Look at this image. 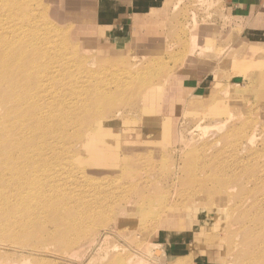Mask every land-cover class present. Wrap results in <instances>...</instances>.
Returning <instances> with one entry per match:
<instances>
[{
    "label": "rangeland",
    "instance_id": "rangeland-1",
    "mask_svg": "<svg viewBox=\"0 0 264 264\" xmlns=\"http://www.w3.org/2000/svg\"><path fill=\"white\" fill-rule=\"evenodd\" d=\"M7 1L10 0L2 1L0 8L11 9L20 15L19 18H25L27 21V25L24 26L28 36V42L24 38L26 49L33 50L35 46L39 49L44 48L43 50L54 49L49 50L51 54L55 52V55L52 54L50 58L52 59L50 71L52 76L57 79L53 86L49 85L52 86V90L61 89V92L68 93H72L74 90L79 91L80 94L67 95V98H76L78 103L84 97L91 98V104L95 108L89 109L94 113L88 112V110L82 111L87 116L84 113L81 114L82 112L74 115L72 114L73 110H68L61 103L60 107L65 108L64 112L56 111L57 114L52 115L51 119L55 120L56 118L55 122L62 120L61 115L64 113V117L66 111L67 115L72 114V116L69 115V118L74 120H72L73 126L68 128L67 134L59 135L55 140L49 139V136L45 137L47 143L51 142L52 145H55L54 147L59 153L57 154L56 151L58 159L63 155L59 161H56L57 163L53 162L54 170L57 167L58 170L62 165L61 169L56 170L60 173V177L66 178L75 175L78 181L80 180V182L74 183L75 186H67L71 189L74 187V190L77 191L75 193L82 192L83 196L79 199L74 192L73 195L69 193V196L66 193H61L64 186L61 185L59 188V183H56L57 189H60L56 193L60 191L59 193L63 194L60 196L61 199H66H63L65 203L75 207H73L72 214L75 215L74 218L77 217L74 219V224L77 223V227L61 231L55 225L48 223V216L35 215L27 219L25 217L27 212H25L23 223L18 222V227L15 228L14 235L16 232L17 234L11 237L12 239H3L0 235V244L10 247L24 246V249L29 248L33 250L32 252H40L43 257L27 256L26 252L30 251L29 249L21 252L25 255L26 260L29 259L30 264H87L89 258L90 264H118L119 262V264H158L141 251L143 245H149L155 240L160 244L162 250L165 249L164 253L168 256L161 264H168L178 256L181 258V264H251V260H248L250 258L247 257V253L250 256V247L246 248V246H250V242H246L245 239L249 241L251 239L249 234L253 231L250 229H253L255 225L258 227L264 220V216H262L264 215V202L261 197L264 195V103L262 104L264 102V85L261 86V83L264 84V14L260 20L257 13L250 18L239 19L231 16L225 0H167L158 11H151L147 16L135 19L130 27L128 40L115 45V43H108L94 35L93 28L86 26L88 22L83 20L84 15L74 9L75 1L73 0H19V4L15 7L6 6ZM262 1L264 3V0ZM81 10L87 13L84 11L85 8ZM79 19L83 22H79ZM16 20L13 22L20 21V19ZM21 23H24V20ZM194 38L198 40V46L194 45ZM191 56L196 57L192 65L188 62ZM65 61L67 62L65 63ZM64 64L69 66L68 72L66 69H59ZM42 76L43 73L37 71L35 78ZM181 84L192 90H182ZM172 85L176 86L178 91L174 95L168 96ZM119 87L122 89L121 91ZM123 88L126 91L123 92ZM105 91H113L115 97L98 98L99 93ZM234 91H237V95L232 94ZM117 94H120L119 97L123 99H120ZM129 103L133 105L130 106L132 108L130 111ZM116 109L122 110L123 113L119 111V115L115 119L112 117L117 111ZM201 113L202 115H200ZM76 116L79 117L76 118ZM254 125H259V127L255 129L252 137L254 145L252 144V148H250L244 143L246 134L240 137L241 132L237 129L246 131ZM86 128L87 130H85ZM73 131L75 132L73 135L79 131V134L83 135L82 138L77 133L78 137L74 136V139L71 138L73 139L71 140L69 136ZM234 136H237L238 141L241 139L240 142L246 146L241 147L238 151L230 147ZM77 140L79 143H76ZM62 141L63 143L60 145ZM72 143H74L73 146ZM68 145L69 147H67ZM249 148L253 151L251 152ZM249 154L252 157L255 154L256 159L254 157L251 159ZM48 159L47 161L51 160ZM232 159L247 160L246 165L244 164L246 173L236 170L239 173L235 175ZM227 163L230 165L228 164V166ZM74 165H77L78 169ZM48 169L50 168L46 167L42 170V177L45 179L46 175L50 173ZM69 169L71 170L69 171ZM222 170L224 171L222 177L225 180H230L229 183L224 182L223 186L224 190L229 191L228 196L223 195L224 191L215 192L216 185L214 186L213 183L199 193L197 186L190 181V176L193 173L198 176H207L206 174L214 176ZM81 173L83 176L85 174V179L80 175ZM180 176L181 179L183 178L182 180ZM233 176H237L236 184L232 180ZM174 178L175 184L173 183ZM241 182L244 186H241ZM69 184H73V182H69ZM245 186L249 188L246 187L244 190ZM260 186L262 187L260 188ZM190 187L194 192H191ZM255 187L259 188L262 193L257 192L259 189L255 191ZM103 188L104 190H102ZM251 189L255 192L253 193ZM86 190H90L89 193ZM243 191L247 192L243 193ZM107 192L108 196H106ZM178 193L183 194L178 197ZM191 193L192 195H190ZM255 193L257 196L254 195ZM147 196L150 197L148 202L152 205L146 202V207L141 208L138 204ZM239 196L240 198H238ZM88 197H90L89 201ZM183 199H185L184 202ZM243 200H247L246 202L249 200V203L245 204L246 207L240 206L241 203L244 205ZM250 200L252 202L256 200L259 206L254 204V207H257L255 209L252 207L253 204H250L252 203ZM109 201L111 202L109 203ZM86 202H88L87 205ZM127 202H129V206H127ZM26 203H24L25 206ZM209 203L210 205H207ZM103 204L104 207H102ZM237 204L240 205L236 208ZM111 206L113 208L110 209ZM239 207L240 209H238ZM236 210H240V213ZM252 210H256L255 213ZM58 211H60L59 208ZM249 214L252 216L250 217ZM243 216L244 218H242ZM252 217L255 219L253 220ZM253 221H255L254 225ZM249 222L250 226H247ZM233 223L234 225H232ZM235 223L238 227L235 226ZM244 223L248 227L247 230L244 228ZM38 224H42L41 226L44 227L41 228ZM63 225L64 223H62V228H65ZM38 226L41 231L37 229ZM231 227L233 228L231 229ZM152 229L153 232L150 231ZM104 230L112 235L106 237L104 241L97 240L96 245L90 249L84 248V245L93 240L94 236L98 239L100 232ZM233 230L238 234L233 233ZM26 231L29 237L26 236L27 233L25 235ZM229 231L235 234H232L231 242L227 236ZM19 232L20 236L25 235V238L21 236L22 243L18 242V239L22 240L21 237L18 238ZM143 235L145 236L143 237ZM90 236L91 239H89ZM70 237L72 238L70 239ZM247 237L250 239L248 240ZM15 238L17 239L15 240ZM8 240H11V243ZM53 240L55 241L53 242ZM58 240L59 242H57ZM220 240H226L227 243ZM234 240L238 243L235 244L236 249H234ZM239 242L241 243L239 244ZM136 243L140 244L136 245ZM100 246L105 247L104 252ZM46 247L50 249L45 251ZM243 250L245 252L248 250V252L244 253ZM56 253L58 254L56 255ZM64 253L66 256L62 257ZM241 254H243V258ZM17 256H15L16 261L20 258ZM238 256L242 261L237 259ZM5 257L0 251V258L4 260L7 258ZM51 257L54 259H50ZM122 258L123 260H121Z\"/></svg>",
    "mask_w": 264,
    "mask_h": 264
},
{
    "label": "bare ground",
    "instance_id": "bare-ground-1",
    "mask_svg": "<svg viewBox=\"0 0 264 264\" xmlns=\"http://www.w3.org/2000/svg\"><path fill=\"white\" fill-rule=\"evenodd\" d=\"M2 1L4 0H0V4L2 5ZM8 2V1H7ZM19 4V0H10L8 2V4H6V6H17ZM263 6V5H262ZM86 11V9L84 10ZM89 12L87 13H82V15H84V18L83 20L85 22H87V16L88 18H90V14H88ZM86 14V15H85ZM88 14V15H87ZM20 15H17L15 13V11L11 10V9H7V8H0V235H1V238L3 239H10L11 237H14L16 234L14 235V231L16 230L15 228L18 227V222H22V220H24V215H25V212H27L26 214V218L27 219H30L31 217H34L35 215H38L40 217V215H45V216H48V223L53 224L55 225L56 227H58L59 229L58 230H61V231H64V230H71L74 228V226L77 227V223L74 224V216H73V205H68L69 203H65V201H63V199H61V193H66L68 194L69 196V193L70 195L74 192V194H76V196L78 197L77 199L81 198V196H83L80 192V193H75L77 191L74 190V187H68L67 186H72L74 185V183H77V182H80V180L78 181L77 177L75 175H72L70 177H60V173L56 172L57 168H55L56 170H54V167H52V165L54 166L53 162L54 163H57L56 161H59L60 158H62V156H60V158L58 159V155H56V148L54 147L55 145H52V143H47L45 141V137L49 136V139L51 140H55L59 137V135H63L64 133L67 132L68 128L73 126L72 125V120L73 119H70L69 118V115L72 116V114L76 115L77 113L79 114V112H82V111H87L88 112L90 111L89 109H94L95 106L91 104V98H86L84 97L82 99V101L80 103H78L76 101V98L74 99H68L67 98V95H70V96H75L77 94H80L79 91H76L74 90V92L72 93H68V92H61V89L57 90V91H53L52 90V86L55 84L54 82L57 80L56 77L52 76V72L50 71L51 70V61L52 59L51 56L52 54L55 55V52L54 53H50L49 50H54V49H50L48 48V50H43L42 48L39 49L37 46H35V48L33 50H28L26 49L25 47V42H24V38L26 39V41L28 42V36H27V33H26V29L24 28L25 25H27V21L24 19H21L19 18ZM23 16V15H22ZM16 19H20V21L18 22H13V21H17ZM22 20H24V23H21ZM79 22H83L81 19H79ZM195 33L197 34V32L195 31ZM193 43L195 46H198V40L194 38L193 40ZM196 57L194 56H191L189 59H188V62L191 63V65L193 64V61H195ZM67 61H65L66 63ZM73 66V65H72ZM71 66V68H72ZM60 70H65L68 72L69 69V66L67 64H64L63 66H61L59 68ZM37 71H40L43 73V76L40 77V78H35V75H36V72ZM262 72V71H261ZM72 73V72H71ZM70 74V72H69ZM260 75V74H259ZM73 76V75H72ZM263 76V75H262ZM72 79V77H70ZM263 78V77H262ZM75 79V78H74ZM74 81V80H73ZM75 82H77V80L75 79ZM64 83V81H63ZM62 83V84H63ZM52 85V86H49V85ZM124 84V83H123ZM122 84V85H123ZM126 85V84H124ZM128 85V84H127ZM126 85V86H127ZM264 85L261 83V86ZM118 86V85H117ZM125 86V87H126ZM173 86V85H172ZM245 87V86H244ZM249 87V85H248ZM264 87V86H263ZM118 88V87H117ZM120 88V87H119ZM128 88V87H127ZM261 89V88H260ZM119 90V89H118ZM122 89L120 88V91ZM117 93L118 91L115 90ZM126 91L124 90L123 88V92ZM178 91V88L176 86H173L170 88V90L168 91V96L169 95H174V93ZM173 92V93H172ZM223 92V91H222ZM255 92V91H254ZM257 92V91H256ZM219 93V92H217ZM123 94V93H122ZM232 94H235L237 95V91L233 92ZM255 94V93H254ZM258 94V93H257ZM256 94V95H257ZM99 97L98 98H105V97H108V96H114L115 94L113 93V91H105V92H101L99 93ZM118 97L120 96V94H117ZM213 95V94H212ZM122 96V95H121ZM124 96V95H123ZM45 97V98H44ZM115 97V96H114ZM120 98V97H119ZM122 98V97H121ZM120 98V99H121ZM127 98V97H126ZM123 99V98H122ZM68 100H69V103H68ZM214 100V99H213ZM62 101V102H61ZM73 101V102H72ZM203 101V100H202ZM212 101V98L210 100V102ZM264 101V100H263ZM209 102V104H210ZM62 103L63 106H65L66 108H68V110H73V113H69V115H67L68 113H66L65 111V116L63 117L62 116V120H57V122H55L54 119H51L52 118V115H56V111H60L61 110L64 112V109H63V106L60 107V104ZM264 102H262L263 104ZM131 103H129V107L130 106H133V105H130ZM208 104V103H206ZM261 104V103H260ZM259 104V105H260ZM116 105V104H115ZM114 105V106H115ZM136 106V105H134ZM73 107V108H72ZM123 107V106H122ZM238 107V106H236ZM111 108V107H110ZM123 109V108H122ZM132 108L129 109V111L131 110ZM117 110V109H116ZM125 110V109H124ZM119 111L120 110H117L115 113H114V116L112 118H117L118 115H119ZM242 111V110H241ZM69 112V111H68ZM84 112H82L81 114H83ZM86 112V113H88ZM91 113H94V111H90ZM122 112V110L120 111ZM90 113V114H91ZM123 113V112H122ZM134 113V112H133ZM204 114V112H202ZM202 113L200 115H202ZM88 114V115H90ZM98 114V113H97ZM84 115L87 116V114L84 113ZM83 115V116H84ZM240 115V113H239ZM58 116V115H57ZM81 116V115H80ZM81 116V117H83ZM94 116V114H93ZM96 116V115H95ZM98 116V115H97ZM101 116V115H100ZM244 116V115H242ZM241 116V117H242ZM74 117V116H73ZM79 117V116H78ZM76 116V118H78ZM202 117V116H200ZM239 117V116H238ZM95 118V117H94ZM82 119V118H80ZM246 119V118H245ZM54 120V121H53ZM249 120V119H248ZM256 120V119H255ZM262 120V119H261ZM74 121V120H73ZM76 121V120H75ZM79 121V120H78ZM233 121L236 123L235 119L233 118ZM82 122V121H81ZM264 122V120H263ZM78 123V122H76ZM239 123V122H238ZM98 124V123H97ZM244 124V123H243ZM262 124V123H261ZM58 125V126H57ZM264 125V124H263ZM57 126V127H56ZM82 126V125H81ZM262 126V125H261ZM77 127V126H76ZM79 127V126H78ZM92 127V126H91ZM259 127V125H254V126H250L248 128V130L246 129L243 130V129H240L238 128L237 131L241 132V136H243L244 134H246L244 137L246 138V141H244V143L246 145H249L250 148H252V144L254 145V143L252 142V137L254 135V132H255V129ZM263 127V126H262ZM95 128V127H94ZM72 129V128H71ZM96 129V128H95ZM76 130H79V129H76ZM87 130V128L85 129ZM81 131V130H79ZM79 131L76 132V134L78 133L79 134ZM94 132V131H92ZM68 133H71V132H68ZM73 133H75L74 131L72 132L71 135H73ZM83 133H84V129H83ZM67 134V133H66ZM76 134H74L73 136H69L70 139L73 138L74 136L75 137H78ZM80 135V134H79ZM65 136V135H64ZM81 138H82V134L80 135ZM79 136V138H80ZM235 137V136H234ZM66 138V136H65ZM78 138V139H79ZM26 139V140H25ZM74 139V138H73ZM71 139V140H73ZM60 140V139H59ZM66 140V139H65ZM69 140V139H68ZM57 141V140H56ZM76 141V139H75ZM78 141V140H77ZM241 139L238 141L237 140V136L232 139L231 141V145L230 147H232L233 149H235L236 151H238L241 147H245L246 145L245 144H242V142H240ZM49 142V141H48ZM60 142V141H59ZM69 142V141H67ZM65 142V143H67ZM81 142V140H80ZM56 143V142H55ZM63 141L61 142L60 145H62ZM76 143H79L76 142ZM75 143V144H76ZM54 144V143H53ZM58 144V145H59ZM70 144V142H69ZM74 143H72V146H73ZM57 145V146H58ZM59 145V146H60ZM66 146V145H64ZM63 146V147H64ZM62 147V146H60ZM69 147V145L67 146ZM65 148V147H64ZM70 148H73V147H70ZM249 150L252 152L253 150L250 149ZM58 149V148H57ZM64 151V149H62ZM73 150V149H72ZM60 150V152H63ZM66 151H68V149H66ZM65 151V152H66ZM70 152V151H68ZM57 154L58 151H57ZM72 154V153H71ZM74 154V153H73ZM256 154V153H255ZM255 154H253V157L256 159V156ZM30 155V156H28ZM57 156V158H56ZM64 156H65V153H64ZM67 156V154H66ZM69 156V155H68ZM258 156V154H257ZM48 157H51L49 159H51L50 161H47ZM71 157V156H70ZM249 157L251 159H253L252 155L249 154ZM48 159V160H49ZM64 159V158H63ZM233 160V162H232ZM230 160L232 162V165H233V169L235 170H239V172H245L246 169H244V166L246 165L245 163H247V160H241V159H232ZM65 161V159H64ZM62 161V162H64ZM67 161V160H66ZM69 161V160H68ZM67 161V162H68ZM228 161V160H227ZM66 162V164H67ZM262 162V161H261ZM65 163V162H64ZM65 164V165H66ZM69 164V163H68ZM67 164V165H68ZM74 164V163H73ZM229 163H227L228 165ZM245 164V165H244ZM58 165V164H57ZM61 165V164H60ZM66 165V167H67ZM226 165V164H224ZM226 165V166H227ZM230 165V164H229ZM228 165V166H229ZM231 165V166H232ZM62 166V165H61ZM60 166V167H61ZM70 166V164H69ZM74 166H77V165H74ZM174 166V165H172ZM176 166V165H175ZM26 167H28L26 169ZM50 168L48 170H50V173L48 175H46V179L43 176V173H42V170L44 168ZM59 167V169H61ZM65 167V168H66ZM178 167V166H177ZM198 167V166H197ZM259 167V166H258ZM52 168V169H51ZM182 168V167H181ZM179 168V169H181ZM202 168V167H200ZM230 168V167H229ZM58 169V170H59ZM67 169V168H66ZM73 170V168H71ZM69 169V171L71 170ZM74 169H76L74 167ZM77 169H78V166H77ZM197 169V168H196ZM218 169V168H217ZM216 169V170H217ZM225 169V168H224ZM262 169V168H261ZM57 170V171H58ZM64 170V169H63ZM80 170V169H79ZM178 170V169H177ZM190 170V169H189ZM195 170V168H194ZM232 170V169H230ZM260 170V169H259ZM75 171V170H74ZM77 171V170H76ZM82 171V170H81ZM197 171V170H196ZM199 171V170H198ZM203 171V170H202ZM229 171V169H228ZM262 171V170H261ZM44 172V171H43ZM46 172V171H45ZM72 172V171H71ZM69 172V173H71ZM78 172V171H77ZM83 172V171H82ZM173 172V170H172ZM175 172V171H174ZM178 172V171H177ZM194 172V171H193ZM211 172V171H210ZM233 172V170L231 171ZM238 172V173H239ZM248 174L250 173L249 171H247ZM252 172V171H251ZM256 172V171H255ZM254 172V173H255ZM64 173V172H63ZM76 173V172H75ZM74 173V174H75ZM84 173V172H83ZM179 173L180 170H179ZM200 173V171L198 172ZM213 173V172H212ZM222 173H224V171H219L216 175H208L206 174L207 176H198V175H194V173L190 176L191 179L190 181L193 182V184H195V186H197L198 190H199V193L201 190H203L205 187H207L209 184L213 183L214 186L216 185V188H215V192L219 193L221 191H224V196H228L229 194H227L229 191H226L224 190L223 186L225 185L224 182H228L230 181L229 179L225 180L223 177H222ZM227 173V172H226ZM225 173V175H226ZM236 172L235 175L238 174ZM246 173V172H245ZM253 173V172H252ZM257 173V172H256ZM255 173V175H257ZM260 173V172H259ZM258 173V174H259ZM66 174V173H65ZM73 174V173H71ZM176 174V173H175ZM174 174V175H175ZM45 175V174H44ZM82 175V173L80 174ZM251 175V173L249 174ZM248 175V176H249ZM254 175V174H253ZM254 175V176H255ZM261 175V173L259 174V176ZM264 175V174H263ZM262 175V176H263ZM85 176V174H84ZM82 175V177L85 179ZM184 176V175H183ZM244 176V175H243ZM241 176V177H243ZM64 177V178H63ZM79 177V176H78ZM81 177V178H82ZM87 177V176H86ZM226 177V176H225ZM228 177V176H227ZM234 177V176H233ZM237 177V176H236ZM234 177L232 180L233 182L236 184L237 183V178ZM239 177V176H238ZM253 177V176H251ZM80 178V177H79ZM88 178H91V177H88ZM229 178L230 175H229ZM245 178V177H243ZM247 178V177H246ZM260 178V177H259ZM132 179V178H131ZM180 179H181V176H180ZM183 179V178H182ZM181 179V180H182ZM242 179V178H241ZM253 179V178H252ZM250 179V180H252ZM258 179V178H257ZM117 180V179H115ZM243 180V179H242ZM241 180V181H242ZM112 181V180H111ZM246 181V180H245ZM254 181V180H253ZM261 181V179H260ZM263 181V179H262ZM73 182V184H69ZM114 182V181H112ZM118 182V181H117ZM175 182V178H174V181L173 183ZM177 182V181H176ZM240 182V181H239ZM244 182V180H243ZM257 182V181H256ZM56 183H59V188L61 185H63V192L61 191V193H56L57 190H60V189H57L58 186ZM83 184V182H81ZM88 183V181H87ZM86 183V184H87ZM116 183V182H115ZM114 183V184H115ZM229 183V182H228ZM232 183V182H230ZM245 183V182H244ZM251 183V182H249ZM258 183V182H257ZM260 183V182H259ZM262 183V182H261ZM37 184V186H36ZM79 184V183H78ZM81 184V185H82ZM84 184V185H86ZM97 184V183H96ZM104 184V183H103ZM175 184V183H174ZM184 184H187V183H184ZM211 184V185H213ZM233 184V183H232ZM246 184H248V182H246ZM245 184V185H246ZM252 184V183H251ZM255 184V183H254ZM93 185V184H92ZM99 185V184H97ZM124 185V184H122ZM129 185V183H128ZM240 185V184H239ZM256 185V184H255ZM259 185V184H258ZM75 186V185H74ZM77 186V185H76ZM80 186V185H79ZM78 186V187H79ZM133 186V185H132ZM176 186V185H175ZM213 186V187H214ZM235 186V185H233ZM237 186V185H236ZM241 186H244L242 185V182H241ZM248 186V185H247ZM244 188V190H246V187ZM253 186V185H252ZM263 186V185H262ZM260 186V188L262 187ZM36 187V189H35ZM84 187V186H83ZM87 186H85L86 188ZM95 187V186H94ZM104 187V185H103ZM125 187V185H124ZM130 187V186H128ZM192 187V186H191ZM190 187V188H191ZM228 187V185H227ZM230 187V186H229ZM250 187V185H249ZM247 187V188H249ZM258 187V186H257ZM62 188V187H61ZM77 188V187H76ZM113 188V187H112ZM189 188V187H188ZM256 188V187H255ZM88 189V187H87ZM90 189V188H89ZM98 190V188H96ZM106 189V188H105ZM117 189V188H115ZM119 189V188H118ZM117 189V190H118ZM130 189V188H129ZM128 189V190H129ZM186 191H187V188L185 187ZM192 189V190H191ZM191 192L193 191V188H191ZM257 189L259 188H256L255 191H257ZM104 190V188L102 189ZM110 190V188H109ZM121 190V188H120ZM119 190V191H120ZM126 190V188H125ZM124 190V191H125ZM127 190V191H128ZM182 191H184L183 189H181ZM234 190V189H233ZM84 191V190H83ZM90 191V190H88ZM86 190V192H88ZM93 192V190H91ZM96 191V190H95ZM114 191V190H113ZM126 191V192H127ZM185 191V192H186ZM231 191V190H230ZM251 191H253V189H251ZM253 191V193L255 192ZM91 192V193H92ZM97 192V191H96ZM103 192V191H102ZM106 192V191H105ZM111 192V191H109ZM115 192V191H114ZM117 192V191H116ZM131 192V191H129ZM128 192V194H129ZM178 192V190H177ZM190 192V191H189ZM188 192V194H189ZM194 192V191H193ZM234 192V191H233ZM247 192V191H245ZM243 191V193H245ZM257 192H261L260 189L257 191ZM256 192V193H257ZM84 193V192H83ZM89 193V192H88ZM104 193V192H103ZM125 193V192H124ZM232 193V191H231ZM236 193V192H235ZM256 193L254 195H256ZM260 193V194H261ZM263 193H264V188H263ZM97 194V193H96ZM102 194V193H101ZM107 194H109L108 192L106 193V196H108ZM112 194V193H111ZM122 194V193H121ZM127 194V193H125ZM179 194V193H178ZM180 194H183V193H180ZM180 194L178 195V197L180 196ZM187 194V193H185ZM198 194V193H197ZM202 194V192H201ZM258 194V193H257ZM259 194V196H260ZM73 195V194H72ZM93 195V193H92ZM95 195V193H94ZM118 195V194H117ZM123 195V194H122ZM192 195V193L190 194ZM195 195V194H194ZM204 195V194H203ZM238 193L236 194V197H237ZM65 196V194H64ZM85 196V195H84ZM97 196V195H95ZM94 196V197H95ZM105 196V197H106ZM116 196V195H115ZM121 196V195H120ZM186 196V195H184ZM215 196V195H214ZM235 196V195H234ZM241 196V195H240ZM240 196L238 198H240ZM245 196V195H244ZM243 196V197H244ZM250 196V195H249ZM257 196V195H256ZM75 197V196H73ZM86 197V196H85ZM84 197V198H85ZM100 197V196H99ZM103 197V196H101ZM104 197V198H105ZM111 197V195H110ZM109 197V198H110ZM122 197H125V196H122ZM208 197V196H207ZM253 194H252V198H253ZM263 199H262V202H264V195L261 196ZM89 198L88 197V201H89ZM98 198V196H97ZM108 198V197H107ZM221 198V197H220ZM230 198V197H229ZM233 198V197H232ZM242 198V197H241ZM68 199V198H67ZM100 199V198H99ZM102 199V198H101ZM112 199V198H110ZM114 199V198H113ZM117 199V198H116ZM119 199V198H118ZM150 199V197L147 196V198L145 200H142V202L140 204H138L141 208L143 207H146V202L147 204H150L152 205L151 203L148 202V200ZM212 199V198H211ZM66 200V199H64ZM70 200V199H68ZM75 200V199H74ZM92 200V199H91ZM103 200V199H102ZM106 200V198H105ZM108 200V199H107ZM121 200V199H120ZM126 200V198H125ZM185 199H183V202H184ZM210 200V199H209ZM224 200V199H223ZM252 200V199H251ZM250 200V201H251ZM261 200V198H260ZM86 201V200H85ZM100 201V200H99ZM112 201V200H111ZM109 201V203L111 202ZM115 201V200H114ZM150 201V200H149ZM208 201V200H207ZM220 201V200H219ZM227 201V200H226ZM240 201V200H238ZM247 200H243V203L244 205H241L240 204H237L235 207L237 208L238 205L240 206H243V207H246L245 204L249 203V200L248 202H246ZM259 201V199H258ZM25 202L26 203V206H25ZM63 202V203H62ZM77 202V201H76ZM93 202V201H92ZM91 202V203H92ZM95 202V200H94ZM98 202V201H97ZM103 202V201H101ZM100 202V203H101ZM107 202V201H106ZM159 202V201H158ZM252 202V201H251ZM62 203V204H61ZM74 203V202H73ZM79 203V202H78ZM82 203H83V199H82ZM88 202H86L85 204L87 205ZM113 203V202H112ZM202 203V202H201ZM239 203V202H238ZM81 204V203H80ZM105 204V202H104ZM104 204L102 207H104ZM114 204V203H113ZM116 204V203H115ZM118 204V203H117ZM127 206H129V202L126 203ZM212 204V203H211ZM223 204V203H222ZM228 204V202H227ZM233 204V203H232ZM252 205V207H254L255 205L259 206L258 203L256 202V200H254L252 203H250ZM255 204V205H254ZM259 204L261 205V203L259 202ZM95 205V203H94ZM109 205V204H108ZM156 205V204H154ZM153 205V206H154ZM160 205V204H159ZM207 205H210L207 204ZM249 205V206H251ZM81 206V205H80ZM96 206V205H95ZM248 206V205H247ZM90 207H93V206H90ZM97 207V206H96ZM107 207V206H106ZM189 207V206H188ZM212 207V206H211ZM242 207V208H243ZM262 207V206H261ZM60 209V211L57 212V209ZM75 208V207H74ZM80 208V207H79ZM113 208V206L110 207V209ZM235 208V209H236ZM249 208V207H248ZM255 208V207H254ZM257 208V207H256ZM255 208V209H256ZM83 209V208H82ZM87 209V208H86ZM103 210L106 209V208H102ZM159 209V207H158ZM240 209V207L238 208ZM246 209V208H245ZM244 209V210H245ZM251 209V208H250ZM108 210V208H107ZM143 210V209H141ZM161 211V209H159ZM163 210V209H162ZM242 210V209H241ZM263 210V209H262ZM106 211V210H105ZM158 211V212H160ZM164 211V210H163ZM236 211H240V210H236ZM254 211V210H252ZM256 211V210H255ZM254 211V213H255ZM260 211V210H259ZM47 212H48V215H47ZM91 212V211H90ZM95 212V211H94ZM101 212V211H100ZM157 212V213H158ZM96 213V212H95ZM94 213V214H95ZM110 213V212H109ZM162 213V212H161ZM240 213V212H239ZM248 213V212H246ZM83 214V213H82ZM105 214V212H104ZM233 214V213H232ZM243 214V212H242ZM96 215V214H95ZM233 216V215H232ZM249 216L251 217L252 215L249 214ZM261 216V215H260ZM264 216V215H262ZM241 218V215L239 216ZM256 218V216H254ZM37 218V216H36ZM82 218V217H81ZM231 219H233L231 216H230ZM244 218V216L242 217ZM247 218V217H246ZM254 218V219H255ZM33 219V218H32ZM31 219V220H32ZM35 219V218H34ZM44 219V218H43ZM80 219V218H79ZM92 219V218H91ZM253 219V217H252ZM253 219V220H254ZM30 220V221H31ZM42 220V219H41ZM230 220V219H229ZM242 220V219H241ZM251 220V219H250ZM249 220V221H250ZM28 221V220H27ZM26 221V222H27ZM44 221V220H42ZM46 221V220H45ZM234 221V219H233ZM236 221V220H235ZM238 221V219H237ZM246 221V220H245ZM257 221V220H256ZM32 222V221H31ZM35 222V221H34ZM41 222V221H40ZM87 222V220H86ZM85 222V223H86ZM166 222V221H165ZM248 222V221H247ZM264 220L262 221V223H260V225H258V227H256L257 225L254 226V228L250 229V230H253L251 231V233L249 234V236H251V239L248 238L249 241H247L245 238V241L246 242H250V246H246L247 247H250V251H249V255L248 256V253H247V257L250 258L248 259L249 261L251 260V264H264V224H263ZM38 223V222H37ZM45 223V222H44ZM62 223H64L63 226H65V228H62ZM81 223V222H80ZM229 223V222H228ZM255 223V221L252 222V224ZM28 224V222L26 223ZM31 224V223H30ZM35 224V223H34ZM240 225V222L238 223ZM251 224V226H252ZM258 224V223H256ZM21 225V224H19ZM39 225V224H38ZM42 225V224H41ZM39 225L41 228L44 227V226H41ZM81 225V224H80ZM83 225V224H82ZM88 225V224H87ZM144 225V224H142ZM229 225V224H228ZM234 225V223L232 224ZM231 225V226H232ZM245 225V223H244ZM250 226V222L249 224H247V226ZM254 225V224H253ZM22 226V225H21ZM27 226V225H26ZM30 226V225H29ZM39 226L37 227L38 230L41 231V229L39 228ZM235 226L236 223H235ZM81 227V226H80ZM229 227V226H228ZM238 227V226H237ZM241 227V226H240ZM30 228V227H29ZM27 228V230L29 229ZM79 228V227H78ZM87 228V227H86ZM233 227H231L232 229ZM243 228V227H241ZM246 228L245 230H247L248 227H245ZM243 228V229H244ZM250 228V227H249ZM105 229V228H104ZM240 229V228H239ZM36 230V229H35ZM37 230V232H39ZM44 230V229H42ZM46 230V229H45ZM67 230V231H68ZM141 230V229H140ZM228 230H230L228 228ZM237 230V229H236ZM241 230V229H240ZM244 230V232H245ZM29 231V230H28ZM99 231V230H98ZM138 231V229H137ZM153 232V229L150 230ZM239 231V230H238ZM242 231V230H241ZM24 232V231H23ZM51 232H53V230H51ZM83 232V231H82ZM212 232V231H211ZM230 232V231H229ZM243 232V233H244ZM253 232V233H252ZM27 231L25 232V235H26ZM36 233V232H35ZM147 233V232H146ZM213 233V232H212ZM233 233L236 234V231L234 232L233 230ZM233 233H227L228 235V240H230V238H233ZM21 234L20 232L18 233V235ZM23 234V233H22ZM99 234V233H98ZM141 234V233H139ZM144 234V233H143ZM206 234V232H205ZM209 234V233H208ZM225 234V233H224ZM233 234V235H232ZM238 234V233H237ZM236 234V235H237ZM241 234V232H240ZM25 235H21V236H24L25 238ZM94 235V234H93ZM110 235H112L110 232L104 230V231H101L99 236H98V239H96L94 236V239L87 242L84 246V248H87V249H90L92 248L93 246L96 245V243L100 240H103L107 237H109ZM212 235V234H211ZM229 235H232L229 237ZM248 235V234H247ZM246 235V236H247ZM19 235L18 238L21 237ZM28 233H27V235ZM38 236V235H37ZM72 236V235H71ZM142 236V234H141ZM145 235H143L144 237ZM149 236V235H148ZM205 236V235H204ZM209 236V235H208ZM219 236V235H218ZM226 236V234L224 235V237ZM243 236V234H242ZM245 236V235H244ZM81 237V235H80ZM139 237V236H138ZM142 237V238H143ZM210 237V236H209ZM222 237V236H221ZM37 238V237H36ZM72 237H70L71 239ZM74 238V237H73ZM146 238V237H145ZM223 238V237H222ZM220 238V239H222ZM235 238V237H234ZM12 239V238H11ZM17 238H15L16 240ZM22 239V237H21ZM28 239V238H27ZM25 239V240H27ZM38 239V238H37ZM36 239V241H37ZM67 239V238H66ZM89 239H91V236L89 237ZM147 239V238H146ZM145 239V241H146ZM226 239V237H225ZM237 239V238H236ZM242 239V238H240ZM24 240V242H25ZM98 240V241H97ZM127 240V239H126ZM140 240V239H139ZM211 240V239H210ZM227 240V241H228ZM4 241V240H3ZM9 242L11 240H8ZM13 241H14V238H13ZM19 239H18V242L22 243ZM55 240H53L54 242ZM72 241V240H71ZM70 241V242H71ZM108 241V240H107ZM142 241V240H141ZM215 241V240H214ZM219 241V240H218ZM221 242H226V240H220ZM233 241V240H232ZM239 241V240H238ZM241 241V240H240ZM1 242V241H0ZM23 242V243H24ZM39 242V241H38ZM52 242V244H53ZM59 242V240L57 241ZM102 242V241H101ZM129 242V241H128ZM208 242V241H207ZM231 242V240L229 241ZM228 242V244H229ZM235 242V240H234ZM243 242V241H242ZM245 242V244H247ZM11 243V242H10ZM9 243V244H10ZM14 243H16V241H14ZM28 243V242H27ZM74 243V242H73ZM100 243V242H99ZM98 243V244H99ZM227 243V242H226ZM225 243V244H226ZM241 242H239L240 244ZM70 244V243H68ZM72 244V243H71ZM137 244H140V243H136ZM235 244H238V243H234V249L235 248ZM243 244V243H242ZM33 245V244H31ZM13 246V245H12ZM36 246V244H35ZM41 246V245H39ZM106 246V244H105ZM233 246V245H231ZM229 246V247H231ZM238 246V245H237ZM241 246V245H240ZM24 247V246H23ZM23 247H20V246H14V247H10L8 245H4V244H0V251L3 252V255L6 256L4 260H2V258H0V264H27L29 262V259H25L24 258V254H22L21 252H24V250H27V249H24ZM55 247V245H54ZM53 247V248H54ZM61 247V246H60ZM102 248V246H100ZM107 247V246H106ZM227 247V248H229ZM14 248V249H13ZM37 248V247H36ZM45 248V247H44ZM49 248V247H48ZM104 248L103 247L102 251L104 252ZM108 248V247H107ZM132 248V247H131ZM172 248V247H171ZM174 248V247H173ZM241 248H243V246H241ZM240 248V249H241ZM39 249V248H38ZM50 249V248H49ZM47 249H44L45 251L49 250ZM55 249V248H54ZM53 249V250H54ZM138 249V248H137ZM220 249V248H219ZM15 250V251H14ZM30 250V249H29ZM56 250V249H55ZM54 250V251H55ZM58 250V249H57ZM96 250V249H95ZM94 250V251H95ZM100 251V249H97ZM106 250V249H105ZM128 250V249H127ZM165 250V249H164ZM164 250H162L161 246L159 243H157V241H153L152 243H150L149 245H143L142 248H141V251L143 254L145 255H148L151 257V259L154 260V263L157 262L160 264L167 259V255L164 253ZM217 250V249H216ZM226 250V249H225ZM233 250V249H232ZM230 250V251H232ZM33 250H30L28 251L27 250V256H30V255H33V256H42V254L39 253H35V252H32ZM59 251V250H58ZM57 251V252H58ZM100 251V252H102ZM108 251V250H106ZM122 251V250H121ZM138 251V250H137ZM240 251V250H239ZM242 251V250H241ZM244 251V250H243ZM66 252V251H65ZM96 252V251H95ZM246 252H248V250H246ZM244 251V253H246ZM25 253V254H26ZM132 253V252H131ZM140 253V252H139ZM232 253V252H231ZM239 253V252H238ZM237 253V254H238ZM241 253V252H240ZM44 254V253H43ZM53 254V253H52ZM55 254V253H54ZM58 253H56L57 255ZM59 254H60V251H59ZM66 253L63 254L62 257H65ZM102 254V253H101ZM128 254V253H127ZM225 254V253H224ZM20 256L19 260L16 261V258L15 256ZM47 255V254H46ZM49 255V254H48ZM65 255V256H64ZM68 255V254H67ZM87 255V254H86ZM104 255V254H103ZM239 255V254H238ZM242 255V258H243V254ZM240 255V256H241ZM246 255V254H244ZM17 256V257H18ZM50 256V255H49ZM52 256V255H51ZM43 257V256H42ZM48 257V256H47ZM58 257V256H57ZM69 257V256H68ZM66 257V258H68ZM126 257V256H125ZM230 257V256H229ZM15 258V260L13 261V259ZM61 258V257H60ZM236 258V257H235ZM239 258V256L237 257V259ZM241 258V257H240ZM240 261H242V259H240ZM18 259V258H17ZM42 259V258H41ZM46 259V258H45ZM50 259H54V258H50ZM65 259V258H63ZM87 259V258H86ZM143 259V258H142ZM175 260L174 261H171V262H168V264H181L180 263V257L178 256L177 258H174ZM48 260V258H47ZM61 260V259H60ZM66 260V259H65ZM90 258L88 259V262L87 264H90L91 260ZM123 260V258L121 259ZM120 260V261H121ZM244 260V259H243ZM246 260V258H245ZM247 260V261H248ZM54 261V260H53ZM68 261V260H67ZM188 261V260H187ZM64 262V261H63ZM69 262V261H68ZM82 262V261H81ZM83 262H85L83 260ZM87 262V261H86ZM31 262H29L28 264H30ZM67 263V262H65ZM71 263V262H70ZM79 263V262H78ZM120 263V262H119ZM118 263V264H119ZM146 263V262H145ZM193 263V262H192ZM77 264V263H76ZM126 264V263H125ZM148 264V263H147ZM153 264V263H152Z\"/></svg>",
    "mask_w": 264,
    "mask_h": 264
},
{
    "label": "crops",
    "instance_id": "crops-1",
    "mask_svg": "<svg viewBox=\"0 0 264 264\" xmlns=\"http://www.w3.org/2000/svg\"><path fill=\"white\" fill-rule=\"evenodd\" d=\"M73 1H75L73 4L75 8H73L80 14L84 13L81 10L82 8L90 13V18L87 14L88 23L86 26L93 28L94 35L99 36V39H104L108 43H115V45L121 42L125 43L128 40L131 24L135 19L147 16L151 11H158L167 2V0ZM225 4L234 18L246 19L257 13L260 20V17L264 14L262 0H225ZM181 89L190 90L191 88L182 86Z\"/></svg>",
    "mask_w": 264,
    "mask_h": 264
}]
</instances>
